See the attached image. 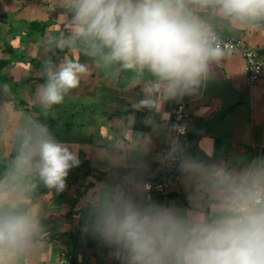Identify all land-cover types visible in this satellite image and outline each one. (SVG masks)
I'll return each mask as SVG.
<instances>
[{"label":"crops","instance_id":"1","mask_svg":"<svg viewBox=\"0 0 264 264\" xmlns=\"http://www.w3.org/2000/svg\"><path fill=\"white\" fill-rule=\"evenodd\" d=\"M205 19L217 36L241 40L256 53L259 80L249 84L242 56L224 53L195 94L163 100L149 73L136 81L131 72L97 67L79 41L56 46L71 34L68 0H0V183L7 182L16 132L29 118L46 125L79 160L63 189H50L36 177L21 193L41 230L15 264H118L86 228L87 201L103 185H122L145 199V183L156 182L162 171L160 151L172 139L170 120L179 106L189 115L188 134L178 142L182 154L229 171L264 156V21L241 26ZM69 59L84 64L88 74L61 104L46 110L36 100L45 64L58 67ZM148 90L160 107L139 104ZM128 181L139 182V191ZM151 201L205 217L213 210L210 195L200 189L194 195L181 174L165 196Z\"/></svg>","mask_w":264,"mask_h":264},{"label":"clouds","instance_id":"2","mask_svg":"<svg viewBox=\"0 0 264 264\" xmlns=\"http://www.w3.org/2000/svg\"><path fill=\"white\" fill-rule=\"evenodd\" d=\"M71 34L56 46L86 45L97 67L145 72L163 100L195 94L210 66L224 51L212 25L214 16L241 26L264 21V0H68ZM46 81L36 100L44 109L64 101L80 86L88 68L69 59L45 64ZM139 104L160 107L152 90ZM14 157L0 183V264H15L40 232L39 218L24 204L22 192L38 177L50 189H63L77 156L48 127L30 118L16 132ZM164 163L178 165L186 186L210 195L213 210L165 206L137 199L125 186L103 185L86 207L87 230L118 264H264V156L240 170L205 164L182 154L174 143ZM139 191V182L128 181Z\"/></svg>","mask_w":264,"mask_h":264},{"label":"built area","instance_id":"3","mask_svg":"<svg viewBox=\"0 0 264 264\" xmlns=\"http://www.w3.org/2000/svg\"><path fill=\"white\" fill-rule=\"evenodd\" d=\"M217 41L221 46V48L223 49L224 53L228 55L238 54L242 56L247 73V77H246L247 82L249 84L256 83L262 74V63L261 61H259L256 53L245 47L243 42L238 39L217 36ZM188 119H189V115L185 110H183L182 107L179 106L174 109L169 126L172 139L168 144H166L161 149L160 151L161 158H163L164 154H166L169 151V148L171 147L172 144L180 142L187 136ZM179 174L180 172L178 171L177 164L171 162L169 163L163 162L162 171L160 173L158 180L154 183L146 182L144 185L145 199L147 200V198L150 197L152 200L165 196L170 189L171 183L177 180ZM61 262L64 264H73L72 262L65 260H62Z\"/></svg>","mask_w":264,"mask_h":264},{"label":"trees","instance_id":"4","mask_svg":"<svg viewBox=\"0 0 264 264\" xmlns=\"http://www.w3.org/2000/svg\"><path fill=\"white\" fill-rule=\"evenodd\" d=\"M36 24H37V23H36ZM36 24H35V25H36ZM33 25H34V24H33ZM38 25H39V27L42 28V29L45 27V25H40V24H38ZM31 26H32V24H31ZM36 26H37V25H36Z\"/></svg>","mask_w":264,"mask_h":264}]
</instances>
